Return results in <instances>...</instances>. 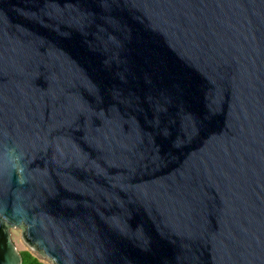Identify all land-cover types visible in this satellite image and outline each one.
Wrapping results in <instances>:
<instances>
[{
    "label": "water",
    "instance_id": "1",
    "mask_svg": "<svg viewBox=\"0 0 264 264\" xmlns=\"http://www.w3.org/2000/svg\"><path fill=\"white\" fill-rule=\"evenodd\" d=\"M264 264V0H0V264Z\"/></svg>",
    "mask_w": 264,
    "mask_h": 264
},
{
    "label": "rangeland",
    "instance_id": "2",
    "mask_svg": "<svg viewBox=\"0 0 264 264\" xmlns=\"http://www.w3.org/2000/svg\"><path fill=\"white\" fill-rule=\"evenodd\" d=\"M12 239L18 252L29 251L33 256L38 258L44 264H53L49 259L43 258L39 253L34 251L23 239L21 231L19 229L12 230Z\"/></svg>",
    "mask_w": 264,
    "mask_h": 264
},
{
    "label": "trees",
    "instance_id": "3",
    "mask_svg": "<svg viewBox=\"0 0 264 264\" xmlns=\"http://www.w3.org/2000/svg\"><path fill=\"white\" fill-rule=\"evenodd\" d=\"M23 260V264H44L38 258L33 256L29 251L20 252Z\"/></svg>",
    "mask_w": 264,
    "mask_h": 264
}]
</instances>
